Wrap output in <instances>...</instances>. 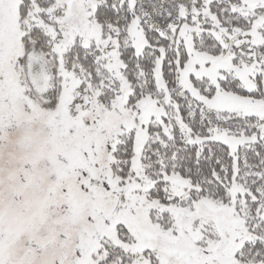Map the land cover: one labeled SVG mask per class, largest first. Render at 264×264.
I'll return each mask as SVG.
<instances>
[{
	"label": "snow or ice",
	"instance_id": "snow-or-ice-1",
	"mask_svg": "<svg viewBox=\"0 0 264 264\" xmlns=\"http://www.w3.org/2000/svg\"><path fill=\"white\" fill-rule=\"evenodd\" d=\"M0 264H264V0H0Z\"/></svg>",
	"mask_w": 264,
	"mask_h": 264
}]
</instances>
